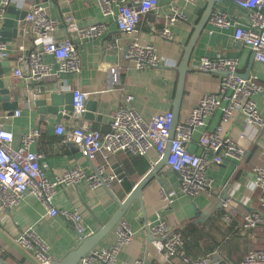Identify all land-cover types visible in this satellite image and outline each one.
<instances>
[{"label":"crops","instance_id":"crops-1","mask_svg":"<svg viewBox=\"0 0 264 264\" xmlns=\"http://www.w3.org/2000/svg\"><path fill=\"white\" fill-rule=\"evenodd\" d=\"M34 2H41L48 14L59 22L52 32L53 40L72 39L79 55L80 70L35 82L27 79L24 69L22 77H14L12 70L18 54L38 47L35 37L28 31L25 18L18 21L17 36L6 42L9 57L2 61L10 70L1 77L5 87L10 90L7 103L11 105L14 96H17V107L6 111L0 103V124L12 133L14 145L19 143L24 133L39 130V137L31 149L40 155L39 166L48 181H55L75 164L80 167L84 177L76 183L57 184L52 205L56 209L78 212L84 226L83 235L88 238L107 226L118 209V202L126 199L160 157L154 150H149L146 155L118 151L110 153L107 158L99 152L90 162L81 156L77 146L62 142V136L55 133L56 125L61 124L65 129L85 126L105 133L110 129L112 112L124 103L126 95L132 96L130 105L145 120L154 114L173 112L177 67L184 47L205 13L207 1L189 4L184 0H157V8L140 18L136 36L141 42L153 43L166 61L158 67L143 70L135 69L129 61H120V83L116 85L109 84L105 68L116 61L110 46L119 32L112 17L102 16L96 0H9L5 7L13 5L16 11L27 12ZM171 5L185 14V20L171 27V40L163 41L157 32L164 25ZM215 9L242 25L250 24L251 10L232 1L214 2L211 11ZM68 17H73L78 27L103 22L106 31L100 38L81 39L74 31L68 30ZM3 18L13 19L14 15L5 9ZM208 19L191 49L189 70L177 113L178 122L187 117L200 97L217 92L219 74L199 71L195 66L201 57L213 59L218 56L237 58V73L243 78L250 77L262 88L253 99L264 119V64L254 59L248 47L233 39V28L213 27ZM43 59L46 62L54 61L50 55H44ZM74 88L87 93L86 104L89 101L93 103L91 118H86L84 113L79 117L70 113L59 121H55V116L51 114H46L44 120H40L34 105L36 99L56 93L60 95L62 104V100ZM28 89L38 91L36 99L30 96ZM15 110H20V114L15 115ZM242 124L239 115L228 123H221L220 111L216 110L202 128L193 130L187 145L189 152L210 158L212 154L205 153L197 145V139L201 132H213L217 127L245 150L240 160L225 157L221 164L208 169L207 175L212 179L209 190L194 197L178 194L170 201L164 199L160 194L161 186L167 190L178 188L177 174L165 165L155 172L157 178L143 184L141 200H133L122 216L133 232V239L119 251L117 264H183L179 256L165 261L154 250L148 224L155 222L158 215L169 228L181 233L183 253L192 258H206L207 264H212L216 257L227 264H238L248 250L264 247V226L258 225L252 229L242 227L243 214L258 206V191L251 189L254 179L252 169L254 166H264V126L255 140L250 142L238 138ZM94 166L103 167V177L111 176L112 179L92 188L86 177L93 173ZM247 197L252 198L250 203H246ZM225 200L231 202L226 208L222 205ZM224 214L230 215L229 221L223 220ZM117 222L105 230L89 251L110 248L114 244ZM27 228L48 246L51 260L61 261L83 243L80 234L66 220L60 216H48L43 203L27 192L17 206L0 213V264H37L32 253L15 242L18 232Z\"/></svg>","mask_w":264,"mask_h":264},{"label":"built area","instance_id":"built-area-1","mask_svg":"<svg viewBox=\"0 0 264 264\" xmlns=\"http://www.w3.org/2000/svg\"><path fill=\"white\" fill-rule=\"evenodd\" d=\"M184 1L194 4L199 0ZM220 1L223 0H214V2ZM229 1L251 10L250 24L242 25L228 14L216 9L210 13L209 24L220 29L233 28V39L242 46L248 47L254 59L264 64V0ZM8 2L9 0L0 2V18L3 17L4 7ZM96 2L102 16L112 17L119 32V36L110 46L116 61L105 68L110 85L120 83V61L131 62L138 70L164 64L166 60L159 55L155 45L150 42H141L136 36L140 18L157 8V0H96ZM24 18L28 24V31L35 37L38 47L18 54L12 70L13 76L22 77L24 69L27 72V79L35 82L49 76L78 73L80 59L76 45L70 37L60 41L52 39V32L57 29L59 22L48 14L46 7L41 2H34ZM181 20H185V14L177 7L169 6L166 21L157 32L158 37L163 41L171 40V27ZM66 23L68 30L74 31L81 39L100 38L106 31L103 22L78 27L73 17H68ZM44 55H50L54 61H44ZM8 57L7 44L0 41V62ZM237 66L238 59L232 57L198 59L195 67L199 71L221 73L219 87L216 93L200 97L187 117L174 126L166 168L177 173L178 188L167 190L161 186L160 194L164 199L170 201L178 194L194 197L209 190L212 179L207 175L208 169L221 164L225 157L240 160L244 155L243 147L229 135L222 134L220 127L213 132H201L197 139V145L205 153L212 154L210 158L187 150L193 130L202 128L206 119L214 111H220L221 123L232 121L236 115L242 118V129L238 133L240 140L254 141L264 126V119L253 99L254 95L262 91V88L250 77L245 79L236 75ZM27 92L33 99L37 98L36 89H28ZM71 92V114L79 117L85 112L88 95L78 88L72 89ZM131 100L132 96L126 95L124 103L112 112L110 129L105 133L90 130L85 126L65 129L61 124L56 125L55 133L62 136V142L76 144L81 156L90 162L99 152L107 158L110 153L118 151L146 155L149 150H154L161 157L172 126V112L154 114L145 120L132 108ZM14 114L19 115L20 110H15ZM38 137L39 130L33 129L24 133L19 143L14 145L12 133L0 124V213L17 206L23 196L30 192L43 203L48 216L62 217L77 233L83 234L81 215L76 211L56 209L52 205V197L57 184L76 183L84 177V174L75 164L65 170L55 181H48L39 166L40 155L31 149V145ZM252 172L254 179L251 189L258 191V206L243 214L242 227L246 229H252L264 223V166H254ZM103 174V167L94 166L93 173L87 176L86 180L93 188L99 183H106V180L112 179L111 176L103 177ZM251 201L252 198L247 197L246 203ZM229 204H231L229 200L222 202L225 208ZM223 220L229 221L230 215L224 214ZM148 229L152 237L151 244L163 260L170 261L179 256L183 264H207L206 258H192L183 253L181 233L169 228L159 215L155 222L148 224ZM115 236V242L110 248L92 249L76 264H117L119 251L133 239V232L125 219L118 220ZM15 242L22 249L32 253L37 264H51L48 246L31 229L20 230L15 237ZM238 264H264V248L248 250Z\"/></svg>","mask_w":264,"mask_h":264},{"label":"water","instance_id":"water-1","mask_svg":"<svg viewBox=\"0 0 264 264\" xmlns=\"http://www.w3.org/2000/svg\"><path fill=\"white\" fill-rule=\"evenodd\" d=\"M60 2H62V0H60ZM213 3H214V0H207V6H206L205 13L201 17L198 25L195 26L194 33L192 34L187 45L184 47V53L180 60L179 66L177 67L178 79H177V85H176L175 95L173 99L172 126L169 131L166 147L164 149L163 154L160 157L159 162L154 164L151 167V170L143 177L141 182L137 184L130 193H128V196L126 197L124 201L118 202L117 211L113 214L107 226L102 231L88 238L84 237L83 234H80V237L83 240V243L81 244V246L78 249L68 253L61 261L52 260L51 264H76L79 261V259L89 251V249L94 245L97 239L105 232V230L106 229L108 230L119 219L122 218L125 210L127 209L129 204L133 200H138V201L141 200V187L143 186V184L153 178H157V175H155V172L159 170L162 166L164 165L166 166V160L169 155V144L174 135V126L178 122L177 113H178L182 95H183V86L185 82L186 73L189 70L188 61H189L191 49L193 47V44L196 41L197 36L203 29V26L207 22V19L209 18V15L213 8ZM5 9L7 11H11V13H13L14 15L13 19H8V18H3V17L0 18V41L8 42L10 39L15 38L17 36L18 21L22 20L25 17L26 12L16 11L13 5L4 7V10ZM9 70H10L9 67H5V64L3 62H0V103H2V106L6 111L15 109L17 107V99H18L17 96H14L13 103L11 105L7 103L10 98V95H9L10 90L9 88L5 87L4 82L1 77L4 73L8 72ZM216 74H221V73L218 72ZM236 75L241 76L238 73H236ZM244 78L247 79L249 77L246 76ZM60 99H61L60 95L56 93H49L47 98L41 97L34 101V105L37 107V112L40 115V120H44L46 114H51L55 116V121H59L62 117H65L72 112V105H71L72 92L65 96V100H62V104H61ZM93 110H94L93 103L91 104L90 101L87 104L85 103L84 116L86 118H91L92 116L91 112ZM69 143L74 144L72 142H69ZM74 145L77 146L76 144ZM217 258L218 257L213 259L214 261L212 264H227L225 260H220Z\"/></svg>","mask_w":264,"mask_h":264},{"label":"trees","instance_id":"trees-1","mask_svg":"<svg viewBox=\"0 0 264 264\" xmlns=\"http://www.w3.org/2000/svg\"><path fill=\"white\" fill-rule=\"evenodd\" d=\"M259 226H264V225H259ZM261 248H264V247H255L254 249H261Z\"/></svg>","mask_w":264,"mask_h":264}]
</instances>
